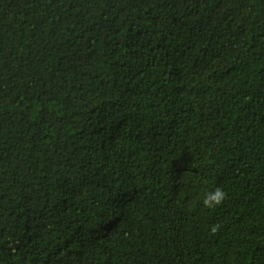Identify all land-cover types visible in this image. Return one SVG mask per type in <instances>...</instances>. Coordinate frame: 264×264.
<instances>
[{"label": "trees", "instance_id": "16d2710c", "mask_svg": "<svg viewBox=\"0 0 264 264\" xmlns=\"http://www.w3.org/2000/svg\"><path fill=\"white\" fill-rule=\"evenodd\" d=\"M0 264H264V0H0Z\"/></svg>", "mask_w": 264, "mask_h": 264}, {"label": "clouds", "instance_id": "9594fccd", "mask_svg": "<svg viewBox=\"0 0 264 264\" xmlns=\"http://www.w3.org/2000/svg\"><path fill=\"white\" fill-rule=\"evenodd\" d=\"M225 198V191L220 187H216L214 190L207 191L203 194L202 204L206 208H214L222 204ZM219 227V225L214 224L211 226L210 231L212 233H216L219 230Z\"/></svg>", "mask_w": 264, "mask_h": 264}]
</instances>
